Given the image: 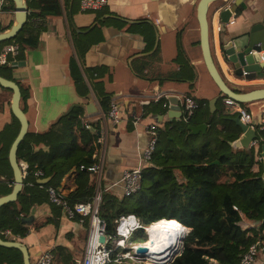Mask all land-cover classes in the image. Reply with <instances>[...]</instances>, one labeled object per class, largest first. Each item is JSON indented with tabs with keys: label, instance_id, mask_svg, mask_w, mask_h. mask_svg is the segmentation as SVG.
Returning <instances> with one entry per match:
<instances>
[{
	"label": "crops",
	"instance_id": "crops-1",
	"mask_svg": "<svg viewBox=\"0 0 264 264\" xmlns=\"http://www.w3.org/2000/svg\"><path fill=\"white\" fill-rule=\"evenodd\" d=\"M60 1L59 15L33 17L42 26L38 44L27 49L10 69L3 66L0 71L10 74L25 94L20 105L24 107L28 131L43 133L73 106L80 105L83 108L80 121L97 123V134L105 132L103 143L94 141L98 147L92 154L93 163L103 160L99 185L104 191L113 189L116 195H121L123 170L143 164L142 152L149 140L145 131L147 124L155 123L159 135L166 126L173 129L182 121V113L169 109V95L192 96L199 103L192 116L193 123H205L207 127L205 132L194 134L196 143L202 141V135L209 128V114L216 112L217 118L230 115V118L220 119L218 126L234 130L236 116L223 104L222 94L203 62L196 17L198 0H108L102 12L82 10L79 0H69L67 7ZM255 2L246 0L234 17V23L225 24V29L234 31L249 24L254 17ZM8 5L0 9V32L14 23V2ZM221 5L222 2L213 3L208 12L211 52L219 71L229 85L242 91L264 87V74L244 79L236 75L233 66L223 58L219 41L224 33L217 29ZM28 10L30 14V8ZM94 68L97 71H93ZM3 73L0 75L6 77ZM11 94V90L0 86L1 145L12 142L18 133L10 108ZM104 95L109 96V109L111 101L117 103L118 123L104 118L109 110L102 109L100 98ZM157 95H161L158 100ZM159 100L166 105L162 106ZM246 108L257 123L264 110V100L251 101ZM136 118L138 122L134 125ZM240 133L241 130L229 142L231 145ZM39 148L47 150L42 144L34 147L36 151ZM234 148L245 151L241 147ZM258 150L255 149V155ZM78 169L71 168L57 190L69 195L78 184L82 187L85 176L79 177ZM252 169L258 171L259 165L254 163ZM87 178L93 183L94 194L97 175L90 172ZM4 181L11 190L13 178ZM30 214L35 218L31 224L22 222L30 228L29 233L22 237L16 234V239L28 246L31 258L51 248L55 256L53 264H59L58 247L61 246L72 255L75 264H80L87 223L78 218L69 219L61 207L54 209L49 201L32 206ZM28 215L24 213L20 217ZM48 219L53 222H46ZM243 224L247 228L256 226L246 220Z\"/></svg>",
	"mask_w": 264,
	"mask_h": 264
},
{
	"label": "trees",
	"instance_id": "trees-1",
	"mask_svg": "<svg viewBox=\"0 0 264 264\" xmlns=\"http://www.w3.org/2000/svg\"><path fill=\"white\" fill-rule=\"evenodd\" d=\"M68 1L63 0L65 7L68 6ZM26 2L31 11L24 25L13 38L0 43V48L6 43L18 44L20 50L17 59L39 42L42 26L33 17L41 19L59 15L62 10L60 0ZM8 3L12 1L3 0L1 7L8 8ZM96 23L98 24V20ZM92 70L97 71L95 68ZM3 74L5 78L12 79L10 74ZM24 99L25 94L21 90L20 101ZM159 101L163 106L164 101ZM109 102L107 95L100 98L104 112L109 109ZM21 108L24 110V107ZM82 114L83 108L75 105L52 123L47 131L27 132L17 149V159L28 164L25 185L14 202L0 208V231L10 229L21 237L28 234L30 228L21 222V214L28 215L35 204L48 202L47 187L57 189L61 179L71 168L78 169L81 164L89 165L94 162L92 154L98 147L94 141L97 139L99 126L97 123H90L94 130L85 128L80 121ZM215 114L216 112L209 114V128L199 143L195 142L197 135L190 134L187 129V125L194 122L192 117L189 123L180 121L173 129L166 126L161 131L151 161L143 170L142 186L137 193L122 197L116 195L113 189L103 191L100 214L109 234L116 237L118 219L126 214L135 215L145 226L166 219L180 228L186 227L183 250L168 264H238L241 254L254 239L260 237L264 241L263 164H258V171L252 169L255 149L243 151L234 148L229 142L239 134V126L232 122L234 130L231 127H219L220 119L225 120L230 115L217 118ZM12 117L17 133L19 121L13 114ZM2 135L1 132L0 195L10 192L4 180L13 178L8 160L12 142L1 145ZM39 144L47 150L39 148L36 151L34 147ZM37 170L42 175H36ZM78 174L79 177L85 176L84 184L82 187L78 184L77 189L66 195L70 204L85 200L93 194V183L87 178L90 172L78 169ZM46 177L50 179L44 184L37 180ZM52 207L56 209L58 205L52 204ZM243 220L256 226L247 228L242 225ZM46 222H53V219ZM135 239H141L142 243L148 240L143 227L133 230L128 241ZM58 248L61 252L59 264H75L66 249L61 246ZM21 255L17 249L0 246V264H22ZM107 264L124 263L113 260ZM127 264L149 263L129 261Z\"/></svg>",
	"mask_w": 264,
	"mask_h": 264
},
{
	"label": "built area",
	"instance_id": "built-area-1",
	"mask_svg": "<svg viewBox=\"0 0 264 264\" xmlns=\"http://www.w3.org/2000/svg\"><path fill=\"white\" fill-rule=\"evenodd\" d=\"M107 1L108 0H79V4L80 8L85 11H102L106 8ZM233 1L234 0H230V2ZM2 2L3 0H0V9ZM235 16L236 13L231 14L228 21L229 24L234 23ZM219 28L220 27L218 26L217 29ZM19 50V45L16 43H6L2 45L0 48V67L12 66L17 60ZM259 72L261 71H258V73ZM160 96L161 95L155 96V99H160ZM222 102L226 107L230 108L231 112L237 116L241 122L246 124L254 123L256 135L250 142V146L255 149L259 148L255 155V164H259L262 162L260 147L261 145H264V110L256 123L253 113L242 103L227 96H223ZM179 104L181 106L182 113L181 120L184 123H189L194 112L198 109L199 103L192 96L181 95L179 96ZM165 105L166 103H163V106ZM105 117L110 119L113 123L119 122V107L116 102L111 101L110 109L107 112V116H104V118ZM137 122V118L133 120L134 125ZM82 124L85 128H91L89 122L82 120ZM145 131L149 135V140L142 152L143 164H139L131 169L127 168L123 170L120 178L122 197H129L141 189L144 167L146 164L150 163L156 149L159 137L158 126L155 123H149L145 126ZM104 136L105 132L99 131L97 141L100 144L105 141ZM102 163L103 160L99 159L96 163H91L89 165L81 164L79 166L80 170L95 173L98 179L94 194L85 200L75 201L73 204H70L63 192L51 186L47 187L50 203L61 207L69 219L78 218L80 222L87 223V237L85 240L83 258L80 264H107L113 260L124 264H127L129 261L138 263L145 261L146 263L154 264L151 261H147V254L139 253L135 249L136 245H144L145 242L134 244L131 241H128V238L133 230L143 227L147 233V226H151L152 223L145 226L144 223L135 215L126 214L121 215L118 219L116 225V237L115 235H111L107 232L106 222L100 214L102 195L104 191L99 185ZM27 167L28 164L26 162H22L24 178L27 175ZM35 174L40 176L42 175V172L37 171ZM2 233L8 236V239L18 238V236L10 229H4ZM101 235L105 236V242H101L99 240ZM112 239H116V243L110 248L108 244ZM54 257L52 249L46 248L33 257L31 264H53ZM238 264H264V241L260 237L254 239L243 251Z\"/></svg>",
	"mask_w": 264,
	"mask_h": 264
},
{
	"label": "water",
	"instance_id": "water-1",
	"mask_svg": "<svg viewBox=\"0 0 264 264\" xmlns=\"http://www.w3.org/2000/svg\"><path fill=\"white\" fill-rule=\"evenodd\" d=\"M11 1H13L15 5L14 23L8 30L0 32V43L13 38L20 31L27 20L29 10L26 0ZM245 1L246 0H234L233 2H230V0H198L196 6L200 47L206 70L222 95L232 98L240 103L264 100V87H256L247 91H237L236 87L229 85V83H227L223 78L211 52L208 12L213 3L222 2V7L218 14L220 32L224 33L219 41L222 56L228 64L233 66L236 75L242 76L244 79H254L258 74V71H261L259 72L260 74H264V0H256V7L254 8L255 11L253 14L254 17L249 24L234 31L225 29V24L228 23L231 14H237L238 10H242ZM0 86L11 90L10 108L12 114L19 121L18 133L12 141L8 151V160L13 172L12 188L10 192L0 196L1 208L4 204L14 202L25 185L22 161L17 159V149L18 145L28 132V120L20 105L21 89L18 83L15 80L8 79L0 75ZM167 98L169 101V109L178 110L181 115L179 97L176 95H169ZM212 103H214V100ZM233 120L239 126L241 133L232 145L234 147H241L245 151H248L250 148V142L256 135L254 123H243L237 116L234 117ZM206 127L207 125L205 123H189L187 125V129L190 134L205 132ZM260 154L262 156L264 177V145H261ZM47 181H49V178H41L39 183L44 184ZM34 219L33 214H30L26 217H22L21 222L31 224ZM146 235L148 236L147 233ZM184 235L185 231L181 238L180 251L176 255H179L183 250ZM99 240L101 242H105V236L101 235ZM0 246L17 249L22 254V264H31L29 248L21 240L4 239L0 236ZM135 249L139 253H147V247L143 245H136ZM176 255H174L169 262H171Z\"/></svg>",
	"mask_w": 264,
	"mask_h": 264
},
{
	"label": "bare ground",
	"instance_id": "bare-ground-1",
	"mask_svg": "<svg viewBox=\"0 0 264 264\" xmlns=\"http://www.w3.org/2000/svg\"><path fill=\"white\" fill-rule=\"evenodd\" d=\"M184 229L166 219L158 220L153 222L151 226H147L146 231L149 238L143 246L147 247L146 257L148 260L154 264L169 262L180 250Z\"/></svg>",
	"mask_w": 264,
	"mask_h": 264
},
{
	"label": "rangeland",
	"instance_id": "rangeland-1",
	"mask_svg": "<svg viewBox=\"0 0 264 264\" xmlns=\"http://www.w3.org/2000/svg\"><path fill=\"white\" fill-rule=\"evenodd\" d=\"M248 104V103H247ZM247 104L246 103H244V106L246 107L247 106ZM248 108V107H247ZM178 179H180L179 177H178ZM243 222V221H242ZM242 225L244 226V224L242 223ZM187 231V229L185 228V232ZM0 236L2 237V238H4V239H6V238H8V236H6L5 234H3L2 233V231H1V234H0ZM141 239H135V241H132V243H134V244H137V243H142V241H140ZM116 243V239H112L111 241H110V243L108 244V246L111 248V247H113L114 246V244ZM33 259V257L31 258V260ZM153 260V259H152ZM147 261H149V260H147ZM160 263V262H159Z\"/></svg>",
	"mask_w": 264,
	"mask_h": 264
},
{
	"label": "clouds",
	"instance_id": "clouds-1",
	"mask_svg": "<svg viewBox=\"0 0 264 264\" xmlns=\"http://www.w3.org/2000/svg\"><path fill=\"white\" fill-rule=\"evenodd\" d=\"M145 231V230H144ZM146 233V232H145ZM148 237V236H147Z\"/></svg>",
	"mask_w": 264,
	"mask_h": 264
},
{
	"label": "flooded vegetation",
	"instance_id": "flooded-vegetation-1",
	"mask_svg": "<svg viewBox=\"0 0 264 264\" xmlns=\"http://www.w3.org/2000/svg\"><path fill=\"white\" fill-rule=\"evenodd\" d=\"M22 256V255H21ZM23 263V262H22Z\"/></svg>",
	"mask_w": 264,
	"mask_h": 264
}]
</instances>
